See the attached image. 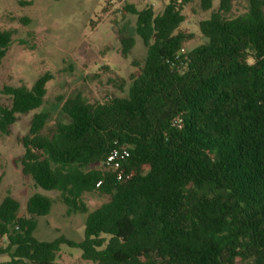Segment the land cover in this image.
<instances>
[{
    "label": "trees",
    "instance_id": "obj_1",
    "mask_svg": "<svg viewBox=\"0 0 264 264\" xmlns=\"http://www.w3.org/2000/svg\"><path fill=\"white\" fill-rule=\"evenodd\" d=\"M193 1L170 0L160 14L125 7L146 48L126 97L92 103L77 94L50 134L49 115H33L21 173L59 195L33 194L24 217L3 198L0 255L9 261L0 264H56L62 245L92 264H264V0L236 16L221 0L199 22L207 41L184 52L192 35L180 28L182 10ZM198 1L212 9V0ZM12 40L0 30V65ZM133 46L122 39L121 55ZM50 80L45 73L30 88L0 89L10 99L0 106L1 134L41 107ZM88 194L109 200L89 212ZM57 203L86 214L80 242L33 236Z\"/></svg>",
    "mask_w": 264,
    "mask_h": 264
},
{
    "label": "rangeland",
    "instance_id": "obj_2",
    "mask_svg": "<svg viewBox=\"0 0 264 264\" xmlns=\"http://www.w3.org/2000/svg\"><path fill=\"white\" fill-rule=\"evenodd\" d=\"M170 0H0V30L13 31V40L0 65V89L4 86L30 88L42 74L49 73L47 92L39 109L19 115L9 134L0 133V202L11 196L20 205L18 216H26V201L39 193L58 198L34 185L21 173L19 158L23 153L21 139L27 135L35 113L49 115L44 134H50L57 123L65 122L61 106L77 94L92 103L126 97L131 84L133 62L143 64L146 48L136 34V16L125 10L151 6L162 13ZM221 0H212V9L204 12L198 0L183 7L185 17L181 30L192 35L184 52L204 44L207 39L199 30V22L219 8ZM31 2V4H23ZM249 0H231L232 15L247 11ZM133 38L134 46L127 58L121 55V41ZM9 97L0 94V106H8ZM108 196L88 194L83 203L91 212ZM86 214L69 212L60 203L53 205L49 215L37 218L33 236L51 242L64 237L80 242L84 237ZM6 240L0 242L5 247ZM81 250L60 247L56 264H92L81 258ZM9 261L0 255V262Z\"/></svg>",
    "mask_w": 264,
    "mask_h": 264
},
{
    "label": "built area",
    "instance_id": "obj_3",
    "mask_svg": "<svg viewBox=\"0 0 264 264\" xmlns=\"http://www.w3.org/2000/svg\"><path fill=\"white\" fill-rule=\"evenodd\" d=\"M115 156H116V153H114L112 156H110V157L108 158L107 163H111V162L114 160Z\"/></svg>",
    "mask_w": 264,
    "mask_h": 264
}]
</instances>
